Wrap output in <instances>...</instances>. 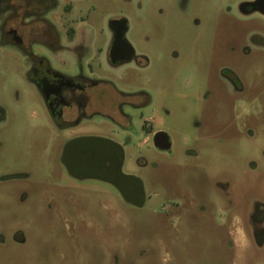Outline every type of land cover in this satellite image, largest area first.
Returning a JSON list of instances; mask_svg holds the SVG:
<instances>
[{
    "label": "rangeland",
    "instance_id": "rangeland-1",
    "mask_svg": "<svg viewBox=\"0 0 264 264\" xmlns=\"http://www.w3.org/2000/svg\"><path fill=\"white\" fill-rule=\"evenodd\" d=\"M30 1L21 0L26 5ZM55 1L57 8L47 13L41 8L40 17L58 30L63 24L75 29L84 40V53L102 50L103 57L111 21H126L124 38L147 67L143 80L132 78V83L148 91L149 117H156L152 127L167 135L170 149L159 151L144 137L128 143L122 172L138 178L147 197L137 209L108 185L77 184L61 166L57 148L44 150L51 141L42 144L45 138L38 128L31 182L15 189L5 185L0 192V264H237L231 251L206 236L199 216L194 224L185 216L180 231L174 232L178 228L163 211L187 215L190 203H225L215 183L228 185L236 205L254 187L264 197V60L259 56L264 50L252 39L255 28L241 20L238 1ZM3 7L0 24L14 20ZM22 13H27L24 21L38 19L31 8ZM259 29L264 36V26ZM71 61L68 56L50 58L58 71ZM23 63L10 49L1 53L0 105L10 121L20 124L4 134L9 150H14L10 158L21 149L20 140L28 138L30 117L43 116L39 95L24 79ZM259 69L260 103L250 118L257 132L247 137L241 133L237 110L252 91ZM101 72L110 75L105 67ZM116 76L112 74V80ZM235 77L246 83L244 97L224 82ZM60 183L74 189L62 193L55 186Z\"/></svg>",
    "mask_w": 264,
    "mask_h": 264
},
{
    "label": "flooded vegetation",
    "instance_id": "flooded-vegetation-1",
    "mask_svg": "<svg viewBox=\"0 0 264 264\" xmlns=\"http://www.w3.org/2000/svg\"><path fill=\"white\" fill-rule=\"evenodd\" d=\"M236 1L241 20L255 28L252 39L259 49L264 50L263 31L259 29L264 26V0ZM1 5L4 6L2 9L9 10L14 20L0 24V58L3 50L10 49L23 60L24 79L39 95L43 116L30 117L28 138L20 140L21 149L10 158L14 150H9L4 134L7 128H15L20 124L10 121L0 105V192L5 185L15 189L21 183L31 182L30 172L34 168L31 160L37 143L35 132L39 128L45 138L42 144L46 145L47 139L51 141L49 148L44 145V150L51 151L53 146L57 148L61 166L77 184L92 181L108 185L126 205L136 208L123 200L113 184L84 177V172L115 177L118 168L122 175L133 176L122 172L128 143L134 137H144L145 141L152 139L153 147L157 149L154 139L164 134L152 127L156 117H149L151 98L148 91L143 85L134 86L132 83V78L143 80L142 73L147 68L144 58H137L133 50L129 57H125L120 48L114 45L112 22L123 19L111 21V39L101 57L102 50L93 54L83 52L84 40L72 27L63 24L58 30L40 17L41 8L43 13L57 8L55 0H31L28 5L21 0H0ZM26 8L33 9L38 19L24 21L22 18L27 13L21 12ZM37 9L41 11L37 12ZM58 17L61 20L64 18L62 11ZM123 21L122 38L125 40L126 21ZM58 56H68L72 60L61 71L54 69L50 63L51 57ZM259 56L264 60V53ZM102 67H105L109 76L101 72ZM221 71V75L227 77V70ZM258 71L257 79L254 78L256 84L253 81L250 92H247L242 79H224L234 94L244 97L248 93L245 99L240 100L237 110L241 133L247 137H254L257 132L256 123H251L250 118L258 106L255 104L260 103V69ZM112 74L118 76L112 80ZM209 93L208 89L203 101L205 107ZM86 139H95L97 142L86 147L83 143ZM55 186L62 193L74 189L65 183ZM215 189L225 203L217 206H209L206 201L190 203L187 215L181 212L167 213L162 209L167 221L178 228L186 219L185 216L193 224L199 216L206 225V236L215 239L218 246L221 245L220 248L231 251L237 264H264V197L259 194V189L254 187L239 205L230 198L227 184L215 183ZM170 204L176 208L179 206L174 201ZM178 230L174 229V232Z\"/></svg>",
    "mask_w": 264,
    "mask_h": 264
},
{
    "label": "water",
    "instance_id": "water-1",
    "mask_svg": "<svg viewBox=\"0 0 264 264\" xmlns=\"http://www.w3.org/2000/svg\"><path fill=\"white\" fill-rule=\"evenodd\" d=\"M124 26L125 23L123 20L112 22V27L114 29V45L117 48H120V51L125 54V57H129L132 54V48L122 38ZM96 142L97 140L95 139H86L83 141L86 147L94 145ZM154 146L161 151H168L170 149L168 137L165 134H159L158 137H155L154 139ZM84 177L98 179L113 184L123 200L136 208H142L145 203V194L141 181L133 176L122 175L119 168L116 171L115 177H110L108 174L100 176L98 173L91 174L88 172H84Z\"/></svg>",
    "mask_w": 264,
    "mask_h": 264
}]
</instances>
